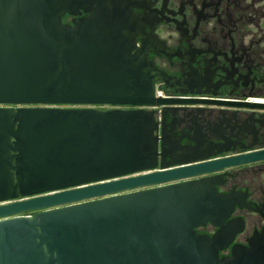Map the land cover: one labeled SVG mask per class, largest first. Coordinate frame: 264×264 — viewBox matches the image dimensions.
Here are the masks:
<instances>
[{
    "label": "water",
    "instance_id": "water-1",
    "mask_svg": "<svg viewBox=\"0 0 264 264\" xmlns=\"http://www.w3.org/2000/svg\"><path fill=\"white\" fill-rule=\"evenodd\" d=\"M61 14L57 0H0V264H264V242L221 258L223 233L196 231L231 209L215 179L167 184L264 150L157 171L151 112L55 107L264 103L155 96L105 25Z\"/></svg>",
    "mask_w": 264,
    "mask_h": 264
},
{
    "label": "flooded vegetation",
    "instance_id": "flooded-vegetation-1",
    "mask_svg": "<svg viewBox=\"0 0 264 264\" xmlns=\"http://www.w3.org/2000/svg\"><path fill=\"white\" fill-rule=\"evenodd\" d=\"M57 1L63 25H105L110 51L121 52L132 72L148 77L155 96L248 102L264 97V0ZM55 107L151 112L158 152L165 156H158L157 171L161 165L175 168L264 150L261 109L204 103ZM203 178L215 179L223 203L231 205L220 225L196 228L208 236L223 233L228 242L219 257L264 242V160L167 184Z\"/></svg>",
    "mask_w": 264,
    "mask_h": 264
},
{
    "label": "built area",
    "instance_id": "built-area-1",
    "mask_svg": "<svg viewBox=\"0 0 264 264\" xmlns=\"http://www.w3.org/2000/svg\"><path fill=\"white\" fill-rule=\"evenodd\" d=\"M251 101H257V102H260V103H264V97H261V98H253V99H251Z\"/></svg>",
    "mask_w": 264,
    "mask_h": 264
},
{
    "label": "trees",
    "instance_id": "trees-1",
    "mask_svg": "<svg viewBox=\"0 0 264 264\" xmlns=\"http://www.w3.org/2000/svg\"><path fill=\"white\" fill-rule=\"evenodd\" d=\"M36 213H38V211H30V212H28L27 214H28V215H35Z\"/></svg>",
    "mask_w": 264,
    "mask_h": 264
}]
</instances>
